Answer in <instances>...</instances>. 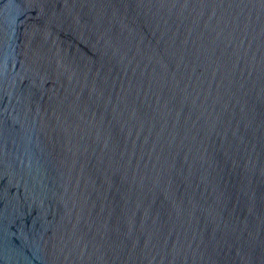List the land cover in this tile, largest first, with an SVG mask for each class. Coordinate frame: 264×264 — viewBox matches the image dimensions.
Listing matches in <instances>:
<instances>
[{"label": "water", "instance_id": "water-1", "mask_svg": "<svg viewBox=\"0 0 264 264\" xmlns=\"http://www.w3.org/2000/svg\"><path fill=\"white\" fill-rule=\"evenodd\" d=\"M0 264H264V0H0Z\"/></svg>", "mask_w": 264, "mask_h": 264}]
</instances>
